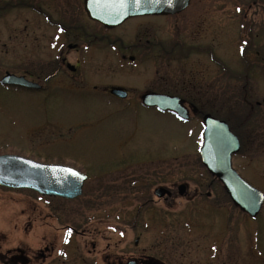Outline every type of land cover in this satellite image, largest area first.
<instances>
[{
    "label": "flooded vegetation",
    "instance_id": "1",
    "mask_svg": "<svg viewBox=\"0 0 264 264\" xmlns=\"http://www.w3.org/2000/svg\"><path fill=\"white\" fill-rule=\"evenodd\" d=\"M169 1L174 12H145L113 23V14L96 6V2L109 0H0V87L32 92L46 101L71 92L87 100L127 102L136 116L141 108L172 118L184 129L183 140H192L189 144L198 151V161H202L206 121L215 118L227 123L238 138L240 147L232 155V163L235 156L247 163L264 161V0ZM25 50L30 56L22 55ZM7 75L23 77L33 86L5 83L2 80ZM230 98L235 99L236 110H229ZM159 100L178 102L185 108L186 117L146 103ZM130 164L126 163L128 169ZM211 176L224 187L215 175ZM131 180L135 189L128 192L134 196L138 191L137 198L142 199L135 206L137 221L139 215L152 209L165 210L162 205L176 208L179 197L189 203L217 198L212 191L200 188L190 193L186 181L154 187L146 176ZM159 188L165 189L162 196L157 194ZM192 209L206 214L220 211L222 219L227 214L225 206ZM262 209L254 217L243 213L247 221H258ZM216 224L213 230L206 229L209 237L203 242L201 237L192 245L186 240L193 254L182 251L185 239L177 237L176 253L124 258L113 249L112 236L100 260L102 264H232L244 258L245 254L238 253V243H230L229 228L220 221ZM67 228L82 236L92 234L73 226ZM258 235L257 230V239ZM0 241H10L7 233H2ZM138 244L137 239L135 247ZM50 250L46 245L47 253L43 249L37 252L18 240L0 250V264H38L49 258ZM96 251L97 244L91 241L86 253L78 256V264H98L87 257ZM259 254L264 257L262 250ZM71 261L66 256L63 259L65 264Z\"/></svg>",
    "mask_w": 264,
    "mask_h": 264
},
{
    "label": "rangeland",
    "instance_id": "2",
    "mask_svg": "<svg viewBox=\"0 0 264 264\" xmlns=\"http://www.w3.org/2000/svg\"><path fill=\"white\" fill-rule=\"evenodd\" d=\"M229 6L231 9V3ZM2 40L0 37V47ZM24 53L30 56L29 50ZM20 92L0 87V154L71 165L85 173L88 181L83 194L74 199L0 186V238L7 233L10 240L0 241V250L18 240L37 252H44L48 245L53 249L47 254L49 258L38 264H65V256L73 259L70 264H78V256L86 253L92 241L97 244V251L87 257L102 264L100 254L112 236L113 249L124 258L142 253H176L174 238L179 237L185 239L182 251L193 254L187 242L192 245L200 237L203 242L209 237L206 229L213 230L216 221H220L229 228L230 243H238V253L245 254V264H264V257L259 254L264 252V206L260 220L247 221L243 211L227 197L224 187L197 160L198 151L189 144L192 140H183L184 129L172 118L141 108L136 116L131 103L87 100L71 92H62L47 101L32 92ZM233 100L228 101L230 111L237 107ZM127 162L132 163L130 169ZM233 167L264 192V161L247 163L235 156ZM139 176H146L154 187L186 181L190 193L200 188L203 192L212 191L217 198L189 203L179 197L176 208L165 204V210L152 209L139 215L137 221L135 206L142 199L137 198L138 191L134 196L128 191L135 189L131 178ZM201 205L225 206L227 214L222 219L220 211L206 214L192 209ZM67 226L92 234L82 236L72 231L68 237ZM137 239L139 244L135 247ZM238 261L231 263L244 264Z\"/></svg>",
    "mask_w": 264,
    "mask_h": 264
},
{
    "label": "water",
    "instance_id": "3",
    "mask_svg": "<svg viewBox=\"0 0 264 264\" xmlns=\"http://www.w3.org/2000/svg\"><path fill=\"white\" fill-rule=\"evenodd\" d=\"M96 4L97 8L113 14V23L134 14L175 10L169 0H141L140 4H136L135 0H129L125 8H120L119 5L113 7L109 2H96ZM185 4L184 2L182 6ZM87 7L92 10L89 2ZM2 81L33 86L23 77L14 75H7ZM146 103L157 105L161 109L170 108L186 117L185 108L176 101L159 100L146 101ZM206 122L205 143L200 150L203 165L221 181L235 205L249 215L256 216L264 205V193L245 180L233 167L232 155L238 152L240 147L238 138L230 131L227 123L215 118H209ZM67 168L80 172V177L61 171ZM87 179L85 173L71 165L43 163L17 154H0V185L7 188L31 189L42 195L74 199L82 195ZM180 189L183 194L184 186L182 185ZM164 192V188L157 189L158 196H162Z\"/></svg>",
    "mask_w": 264,
    "mask_h": 264
},
{
    "label": "snow or ice",
    "instance_id": "4",
    "mask_svg": "<svg viewBox=\"0 0 264 264\" xmlns=\"http://www.w3.org/2000/svg\"><path fill=\"white\" fill-rule=\"evenodd\" d=\"M128 2H129V0H109V3H110L113 7H115L116 5H119L120 8H125V7H127ZM135 3H136V4H140V3H141V0H135ZM237 11H241V9H237ZM61 31H62V29H61ZM28 163H32V161H28ZM37 167H39V166L37 165ZM61 171H65V172H67V173H70L72 176H75V177H77V178H79L80 175H81L80 172L76 171V170L73 169V168L61 169ZM71 234H72V230L69 229L68 232H67V236H68V237H71Z\"/></svg>",
    "mask_w": 264,
    "mask_h": 264
},
{
    "label": "trees",
    "instance_id": "5",
    "mask_svg": "<svg viewBox=\"0 0 264 264\" xmlns=\"http://www.w3.org/2000/svg\"><path fill=\"white\" fill-rule=\"evenodd\" d=\"M204 166V165H203Z\"/></svg>",
    "mask_w": 264,
    "mask_h": 264
}]
</instances>
